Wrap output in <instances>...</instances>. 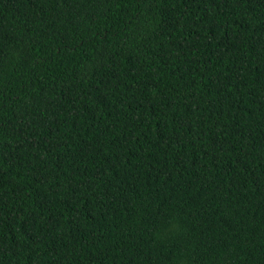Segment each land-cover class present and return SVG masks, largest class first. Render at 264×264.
<instances>
[{
  "label": "trees",
  "instance_id": "trees-1",
  "mask_svg": "<svg viewBox=\"0 0 264 264\" xmlns=\"http://www.w3.org/2000/svg\"><path fill=\"white\" fill-rule=\"evenodd\" d=\"M0 264H264V0H0Z\"/></svg>",
  "mask_w": 264,
  "mask_h": 264
},
{
  "label": "bare ground",
  "instance_id": "bare-ground-1",
  "mask_svg": "<svg viewBox=\"0 0 264 264\" xmlns=\"http://www.w3.org/2000/svg\"><path fill=\"white\" fill-rule=\"evenodd\" d=\"M162 233V232H161Z\"/></svg>",
  "mask_w": 264,
  "mask_h": 264
}]
</instances>
